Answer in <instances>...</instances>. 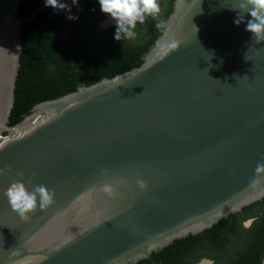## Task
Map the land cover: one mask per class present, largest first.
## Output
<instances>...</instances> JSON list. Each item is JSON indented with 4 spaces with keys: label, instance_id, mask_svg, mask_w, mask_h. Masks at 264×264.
<instances>
[{
    "label": "water",
    "instance_id": "95a60500",
    "mask_svg": "<svg viewBox=\"0 0 264 264\" xmlns=\"http://www.w3.org/2000/svg\"><path fill=\"white\" fill-rule=\"evenodd\" d=\"M20 1L0 0V264H133L264 196V40L238 0H174L139 66L9 124L21 23L45 6ZM17 184L53 200L22 220Z\"/></svg>",
    "mask_w": 264,
    "mask_h": 264
},
{
    "label": "trees",
    "instance_id": "16d2710c",
    "mask_svg": "<svg viewBox=\"0 0 264 264\" xmlns=\"http://www.w3.org/2000/svg\"><path fill=\"white\" fill-rule=\"evenodd\" d=\"M174 0H158L160 12L137 22L135 36L113 38L115 23L99 29L105 18L97 0H68L69 10L78 16H57L44 6L32 19L21 23L20 67L15 82L14 105L9 124L19 122L33 105L74 91L139 66L142 54L164 28ZM43 0H21L18 13L27 15ZM251 220L249 224L243 223ZM264 254V196L220 218L196 234L177 238L149 257L133 264H196L201 258L213 264H260Z\"/></svg>",
    "mask_w": 264,
    "mask_h": 264
},
{
    "label": "clouds",
    "instance_id": "9594fccd",
    "mask_svg": "<svg viewBox=\"0 0 264 264\" xmlns=\"http://www.w3.org/2000/svg\"><path fill=\"white\" fill-rule=\"evenodd\" d=\"M43 3L57 16L68 13L67 18L70 20L79 18L70 12L68 0H43ZM71 3L78 6L79 0H71ZM97 3L100 12L106 14L107 18L115 23L113 33L115 40H120L122 34L124 38L134 37L133 29L137 22L143 23L146 15L155 16L160 12L158 0H97ZM235 8H239L240 11L237 12L233 23L239 26L245 20L247 13L249 18L245 30L252 33V39L256 42L264 40V0H238ZM178 43L173 42L168 47L175 49ZM53 195V191L44 185L35 186L32 191H28L24 186L17 184L8 193L7 199L13 213L22 220H27L28 214L37 207L41 210L45 209L52 202Z\"/></svg>",
    "mask_w": 264,
    "mask_h": 264
},
{
    "label": "flooded vegetation",
    "instance_id": "af4514ba",
    "mask_svg": "<svg viewBox=\"0 0 264 264\" xmlns=\"http://www.w3.org/2000/svg\"><path fill=\"white\" fill-rule=\"evenodd\" d=\"M103 21V20H102ZM101 21V22H102ZM101 22H99L98 24V28L99 29H105L106 27L110 26V25H107V26H103L101 25ZM250 220V219H249ZM244 225H247L246 222L243 223ZM196 264H213V259L211 258H208V257H203L201 258Z\"/></svg>",
    "mask_w": 264,
    "mask_h": 264
}]
</instances>
